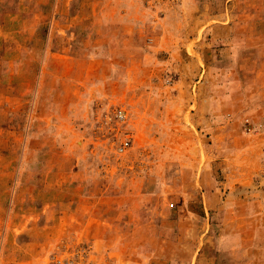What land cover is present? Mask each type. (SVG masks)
Here are the masks:
<instances>
[{
  "label": "rangeland",
  "instance_id": "374dc122",
  "mask_svg": "<svg viewBox=\"0 0 264 264\" xmlns=\"http://www.w3.org/2000/svg\"><path fill=\"white\" fill-rule=\"evenodd\" d=\"M260 14L0 0V264H264V51L227 44Z\"/></svg>",
  "mask_w": 264,
  "mask_h": 264
},
{
  "label": "crops",
  "instance_id": "0c3cea01",
  "mask_svg": "<svg viewBox=\"0 0 264 264\" xmlns=\"http://www.w3.org/2000/svg\"><path fill=\"white\" fill-rule=\"evenodd\" d=\"M234 16V15H233ZM235 19H233L232 22H229L227 27H228V35L230 34H234L235 36H238L242 33L240 32L239 30H234V27L237 23V18L236 16H234ZM255 16H252L251 19H254L253 21H250V20H246V21H243L242 22V31H243V43L244 44H238L237 41L239 40V38H236L233 39V43L230 41L227 42V44H229V48L230 50H233V51H236V52H240L241 50H243L245 53H244V56L246 57L245 59V63H247V58L250 57L252 54V52L256 51L257 48H259L261 51H264V42H262V44L259 46V44H256L253 42V39H254V35H257L259 39H262L264 41V14H260L259 15V19H260V22L257 21L258 18H254ZM230 16L228 15L227 16V19H226V16H224V18H220L219 20H222V23H225L226 20H230ZM232 19V18H231ZM224 21V22H223ZM239 24V27L241 26L240 22H238ZM263 25V28L259 31V30H256L257 29V25ZM233 27V28H230ZM238 27V28H239ZM260 59H262V63H261V67H260V71H257V77L259 76H262V78L264 79V54H260ZM250 59H252V57H250ZM239 66L241 64H238ZM264 260V258H263Z\"/></svg>",
  "mask_w": 264,
  "mask_h": 264
},
{
  "label": "built area",
  "instance_id": "2783aa9c",
  "mask_svg": "<svg viewBox=\"0 0 264 264\" xmlns=\"http://www.w3.org/2000/svg\"><path fill=\"white\" fill-rule=\"evenodd\" d=\"M127 117H128V113L122 107L115 109V111L113 112V118H115V120L118 124H121V125L126 124L128 121ZM106 118L111 119L110 116H107ZM131 144H132L131 137L129 135H127L123 139V141L121 142V144L118 148L119 152L127 151L131 147ZM61 264H76V262L74 260H67V261L61 262Z\"/></svg>",
  "mask_w": 264,
  "mask_h": 264
}]
</instances>
